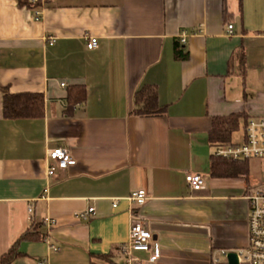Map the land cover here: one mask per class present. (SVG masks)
Wrapping results in <instances>:
<instances>
[{
	"label": "crops",
	"instance_id": "1",
	"mask_svg": "<svg viewBox=\"0 0 264 264\" xmlns=\"http://www.w3.org/2000/svg\"><path fill=\"white\" fill-rule=\"evenodd\" d=\"M33 1L0 0V255L39 224L45 238L22 240L16 264H90L105 253L124 264L135 216L160 248L155 261L133 250L141 264H214L247 246V197L264 182V160H248L247 177L212 175L209 133L214 117L243 114L232 139L243 142L246 121L264 116V0H227L230 17L224 0ZM73 85L88 95L67 111ZM146 85L164 114L133 113ZM4 89L42 93L44 115L6 117ZM58 145L76 163L48 178ZM189 173L205 187L191 189ZM141 189L138 205L130 195Z\"/></svg>",
	"mask_w": 264,
	"mask_h": 264
},
{
	"label": "built area",
	"instance_id": "2",
	"mask_svg": "<svg viewBox=\"0 0 264 264\" xmlns=\"http://www.w3.org/2000/svg\"><path fill=\"white\" fill-rule=\"evenodd\" d=\"M228 33H233L232 24L228 25ZM49 41L54 43L55 38L51 37ZM181 42L185 43V38H182ZM98 45L97 37L90 36L88 38V49H95ZM213 154L232 161L264 160V116L248 120L243 142L217 146L214 148ZM47 160V177L53 179L59 176V172L76 163L69 148L64 145L48 149ZM186 181L195 191L206 185L205 177L198 173L187 174ZM261 184L264 182L260 183L247 197L249 202L247 219L249 242L244 248L233 251L238 255L239 264H264V185ZM146 198L147 194L143 189L133 191L130 195V199L138 205L144 204ZM113 206L116 207L117 202L113 203ZM29 211H33L32 207L29 208ZM94 211L95 209L91 207L85 212L77 214V217L87 220ZM44 220L50 222L49 218H44ZM121 250L126 256L124 264H141L140 259L132 255L133 250L148 252L150 261H155L160 255L158 242L153 238L152 233L145 229L137 216L133 217L128 242L121 247ZM229 252L231 251L222 250V254L226 257ZM213 259L214 264H228L227 258L224 262L218 257Z\"/></svg>",
	"mask_w": 264,
	"mask_h": 264
},
{
	"label": "trees",
	"instance_id": "3",
	"mask_svg": "<svg viewBox=\"0 0 264 264\" xmlns=\"http://www.w3.org/2000/svg\"><path fill=\"white\" fill-rule=\"evenodd\" d=\"M20 7L35 9L39 7L38 1L17 0ZM240 5L242 0H238ZM223 11L225 16L230 17L227 6V0H224ZM176 56L185 58L187 52L180 43L176 46ZM4 94V114L11 118H35L44 115L45 98L42 93L24 92L10 93L6 89ZM88 91L84 85H73L68 88L67 93V111H70L76 104L84 102L87 99ZM134 102L136 107L133 113L141 116H154L164 114L166 108L161 106L158 101L157 90L152 85H146L135 93ZM243 114H229L226 116H217L212 119V128L209 133V141L212 146L228 145L232 142V135L240 127V120ZM248 120L245 124V129ZM247 161H232L217 157L212 154L210 171L212 175H242L248 176ZM39 224H32L31 228L24 232L21 237L11 245V247L0 255V264H16V261L23 253L19 249L22 240H39L45 238V234L38 230ZM90 264H120L116 262L111 253L92 254Z\"/></svg>",
	"mask_w": 264,
	"mask_h": 264
},
{
	"label": "rangeland",
	"instance_id": "4",
	"mask_svg": "<svg viewBox=\"0 0 264 264\" xmlns=\"http://www.w3.org/2000/svg\"><path fill=\"white\" fill-rule=\"evenodd\" d=\"M242 134H243V128L241 126L237 131L234 132L232 139L234 141H239V139L241 138ZM254 171H255V180L257 182V181H259V172H260V169H259L258 165L255 166ZM263 175H264V171H263ZM263 181H264V178H263ZM261 185H264V184H261Z\"/></svg>",
	"mask_w": 264,
	"mask_h": 264
},
{
	"label": "water",
	"instance_id": "5",
	"mask_svg": "<svg viewBox=\"0 0 264 264\" xmlns=\"http://www.w3.org/2000/svg\"><path fill=\"white\" fill-rule=\"evenodd\" d=\"M227 261L228 264H239L237 253L233 251L229 252L227 254Z\"/></svg>",
	"mask_w": 264,
	"mask_h": 264
}]
</instances>
